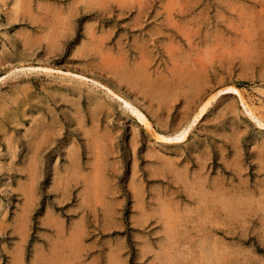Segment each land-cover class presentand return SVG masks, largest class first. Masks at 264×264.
<instances>
[{
  "label": "rangeland",
  "instance_id": "rangeland-1",
  "mask_svg": "<svg viewBox=\"0 0 264 264\" xmlns=\"http://www.w3.org/2000/svg\"><path fill=\"white\" fill-rule=\"evenodd\" d=\"M0 107V264H264V0H0Z\"/></svg>",
  "mask_w": 264,
  "mask_h": 264
},
{
  "label": "bare ground",
  "instance_id": "bare-ground-1",
  "mask_svg": "<svg viewBox=\"0 0 264 264\" xmlns=\"http://www.w3.org/2000/svg\"><path fill=\"white\" fill-rule=\"evenodd\" d=\"M32 1V0H31ZM84 1V0H83ZM118 1V0H117ZM129 1V0H128ZM132 1V0H131ZM174 0H172V2H173ZM72 2V1H71ZM111 2H112V0H111ZM125 2V1H124ZM33 3V2H32ZM136 3V2H135ZM24 4H25V2H24ZM49 4V3H48ZM75 4V3H74ZM83 4H85L84 2H83ZM78 5H80L79 3H78ZM82 5V4H81ZM89 5V4H88ZM123 5V4H122ZM139 5V4H138ZM145 5V4H144ZM172 5H174L173 7H175V3H173ZM23 6V5H22ZM97 6V5H96ZM101 6V5H100ZM113 6H114V4H113ZM171 6V5H170ZM169 6V7H170ZM27 7V6H26ZM34 7V6H33ZM71 7V6H70ZM123 7V6H122ZM121 7V8H122ZM166 7V6H165ZM15 8V7H14ZM32 8V7H31ZM61 8V7H60ZM65 8V7H64ZM80 8V7H79ZM130 8V7H129ZM167 8L168 7H166V8H164V9H166L167 10ZM17 9V8H16ZM34 9V8H33ZM89 9V8H88ZM99 9V8H98ZM170 9V8H169ZM168 9V10H169ZM175 9V8H174ZM181 9V8H180ZM18 10V9H17ZM20 10H22L21 8H20ZM25 10V9H24ZM69 10V9H68ZM86 10V9H85ZM141 10V9H140ZM171 10V9H170ZM13 11V10H12ZM36 11V10H35ZM59 11V10H58ZM101 11V10H100ZM24 12V11H23ZM103 12V11H102ZM110 12V11H109ZM168 12V11H167ZM16 13V12H15ZM18 13V12H17ZM71 13V12H70ZM48 14V13H47ZM46 14V15H47ZM54 14V13H53ZM58 14V13H57ZM75 14V13H74ZM104 14V13H103ZM181 14V13H180ZM179 14V15H180ZM15 15V14H14ZM13 15V16H14ZM26 15V13L24 14V16ZM44 15V14H43ZM49 15V14H48ZM63 15H65V14H63ZM84 15V14H83ZM182 15V14H181ZM11 16V15H10ZM54 16V15H53ZM62 16V15H61ZM120 16V15H119ZM146 16H148V15H146ZM57 17V16H56ZM170 17V16H169ZM173 17V16H172ZM33 18V17H32ZM51 18V17H50ZM24 19V18H23ZM31 19V18H30ZM177 19V18H176ZM143 20V19H142ZM30 21H32V20H30ZM67 21V20H66ZM65 21V22H66ZM68 21H70V19L68 20ZM57 22V21H56ZM64 22V21H63ZM62 22V23H63ZM158 22V21H157ZM38 23V22H37ZM55 23V22H54ZM61 23V24H62ZM70 23V22H69ZM35 25V24H34ZM60 25V24H59ZM62 25H64V24H62ZM42 26V25H41ZM45 26V25H44ZM57 26V25H56ZM163 26V25H162ZM62 27V26H61ZM135 28V27H134ZM57 29H59V28H57ZM56 29V30H57ZM47 30V29H46ZM65 32H66V30H65ZM32 34V33H31ZM93 34V33H92ZM44 35V34H43ZM47 35V34H46ZM56 35V34H55ZM156 36V35H155ZM44 38V37H43ZM60 38V37H59ZM61 39V38H60ZM66 39V38H65ZM93 39H95V38H93ZM187 40H188V38H187ZM23 42V41H22ZM98 42V41H97ZM191 42H192V40H191ZM31 42H29V44H30ZM33 43V42H32ZM236 43V42H235ZM36 44V43H35ZM219 45V44H218ZM182 46H184V45H182ZM43 47V46H42ZM187 47V46H186ZM46 48V47H45ZM196 48V47H195ZM237 48V47H236ZM97 49V48H96ZM187 49V48H186ZM193 49V48H192ZM56 52V51H55ZM100 52V51H99ZM87 55V54H86ZM187 55V54H186ZM204 55V54H203ZM212 55V54H211ZM246 55V54H245ZM48 56V55H47ZM50 56V55H49ZM99 56H100V54H99ZM222 56V55H221ZM107 57V56H106ZM213 57V56H212ZM227 57V56H226ZM246 57V56H245ZM252 57V56H251ZM46 58V57H45ZM82 58V57H81ZM102 59H104V58H102ZM232 59V58H231ZM108 59H106V61H107ZM128 60V59H127ZM227 60V59H226ZM209 61V60H208ZM248 62V61H247ZM246 62V63H247ZM109 63V62H108ZM214 63H215V61H214ZM103 64H105V62L103 63ZM223 64V63H222ZM151 65V64H150ZM194 65V64H193ZM120 66H121V64H120ZM149 66V65H148ZM192 66V65H191ZM42 67V66H41ZM152 68V67H151ZM172 68V67H171ZM223 68V67H222ZM48 69V68H47ZM116 69V68H115ZM244 69V68H243ZM248 69V68H247ZM156 70V69H155ZM207 70H208V68H207ZM224 72V71H223ZM128 73V72H127ZM241 73H242V71H241ZM245 73V72H244ZM209 74V73H208ZM201 75V74H200ZM210 76V75H209ZM171 77V76H170ZM28 78V77H27ZM213 78V77H212ZM146 79V78H145ZM217 79H218V77H217ZM224 80H226V79H224ZM225 82V81H224ZM218 83V82H217ZM152 84V83H151ZM159 84H161V83H159ZM212 84V83H211ZM210 84V85H211ZM160 86V85H159ZM223 86V85H222ZM203 87V86H202ZM205 87V86H204ZM221 88V87H220ZM219 88V90H217L216 92L214 91V93L211 95V96H209L207 99H205L204 100V102H201V105H199L200 107H199V109L196 111V113L194 114V116L192 117V119H190V121L191 122H189L182 130H180V131H177L176 132V134L174 135V137L175 138H177V139H183V138H185L186 137V133H187V131H188V127L189 126H191L192 124H194L195 122H197L199 119H201V117H203L204 116V113L206 112V110L208 109V106L211 104V102L214 100V99H216V97H218V95L219 94H221V93H223V92H231V93H237V94H239L240 95V91H239V89L237 88V87H235V86H232V84H230L229 86H226V87H224V88H221L220 89ZM133 90V89H132ZM136 91V90H135ZM155 91V90H154ZM161 91V90H160ZM146 92V91H145ZM154 93V92H153ZM182 94V93H181ZM242 94V93H241ZM184 96V95H183ZM243 96V95H242ZM179 97V96H178ZM14 99V98H13ZM12 99V100H13ZM145 99V98H144ZM174 99H175V97H174ZM11 100V99H10ZM242 100H245L244 98L242 99ZM173 101V100H172ZM90 102V101H89ZM171 103V102H170ZM197 103V102H196ZM245 103V102H244ZM247 103V102H246ZM3 104H6V103H3ZM10 104V103H9ZM193 104V103H192ZM213 104V103H212ZM6 105H8V104H6ZM56 105V104H55ZM149 105V104H148ZM158 106V105H157ZM248 106V105H247ZM0 109H1V107H0ZM47 109V108H46ZM137 111H138V118L141 120V121H143L144 123H145V125L147 126V125H150V122H149V119H148V117L143 113V112H141V110H138V108L136 109ZM157 110V109H156ZM159 110V109H158ZM255 112V111H254ZM77 114V113H76ZM79 115V114H78ZM101 116V115H100ZM112 116V115H111ZM184 120H185V118H184ZM80 121V120H79ZM86 122V121H85ZM38 124V123H37ZM21 127V126H20ZM23 127V126H22ZM93 129V128H92ZM95 129V128H94ZM181 129V128H180ZM53 131V130H52ZM95 131V130H94ZM111 131V130H110ZM50 132V131H49ZM61 132H62V130H61ZM17 134V133H16ZM12 135H14V134H12ZM58 136V135H57ZM100 136H101V134H100ZM29 137V136H28ZM21 138V137H20ZM48 138V137H47ZM114 138H112V140H113ZM19 140V139H18ZM74 140V139H73ZM111 140V141H112ZM47 141V140H46ZM114 141V140H113ZM16 142V141H15ZM18 142V141H17ZM16 142V143H17ZM15 144V143H14ZM17 145H19V144H17ZM112 146H113V144H112ZM45 147V146H44ZM51 147V146H50ZM79 147V146H78ZM12 148V147H11ZM29 148V147H28ZM38 148H39V146H38ZM240 148V147H239ZM79 149V151H80V148H78ZM87 150V149H86ZM240 152H241V150H239ZM20 153V152H19ZM31 153V152H30ZM40 153V152H39ZM29 154V153H28ZM15 155V154H14ZM31 155H32V153H31ZM100 155V154H99ZM41 156V155H40ZM105 158V157H104ZM16 159V158H15ZM238 159V158H237ZM103 161V160H102ZM44 162V161H43ZM208 162V161H207ZM172 163V162H171ZM16 164V163H15ZM238 164V163H237ZM205 165V164H204ZM76 166V165H75ZM205 168V167H204ZM79 170V169H78ZM166 171V170H165ZM202 171V170H201ZM200 171V172H201ZM75 174V173H74ZM74 174H73V176H74ZM187 174V173H186ZM242 174H243V172H242ZM178 175V174H177ZM238 176V175H237ZM227 177V176H226ZM246 179V178H245ZM199 180V179H198ZM201 180V179H200ZM239 181V180H238ZM244 181V180H243ZM203 182V181H202ZM212 182H214V181H212ZM240 182V181H239ZM264 183V182H263ZM200 184V183H199ZM203 184V183H202ZM233 184V183H232ZM249 184V183H248ZM262 185V184H261ZM209 186V185H208ZM241 186V185H240ZM252 186V185H251ZM255 186V185H254ZM260 186V185H259ZM201 187V186H200ZM235 187V186H234ZM242 187V186H241ZM205 188V187H204ZM203 188V189H204ZM219 188V187H218ZM217 188V189H218ZM247 188V187H246ZM93 189V188H92ZM210 189V188H209ZM216 189V188H215ZM251 189V188H250ZM259 189H260V187H259ZM258 189V190H259ZM211 190V189H210ZM221 190V189H220ZM219 190V191H220ZM233 190H235V189H233ZM253 191V190H252ZM255 191V190H254ZM261 191V190H260ZM259 191V192H260ZM212 192V191H211ZM215 192H218V191H215ZM224 192V191H223ZM198 193V192H197ZM206 193V192H205ZM214 193V192H213ZM234 193V192H233ZM240 193H242V190H241V192ZM253 193H255V192H253ZM201 194V193H200ZM211 194V193H210ZM216 194V193H215ZM220 194V193H219ZM219 194H217V195H219ZM225 193H223V195H224ZM244 194V193H243ZM242 194V195H243ZM246 194H248V193H246ZM194 195V194H193ZM199 195V194H198ZM253 195V194H252ZM222 196V195H221ZM225 196V195H224ZM241 196V195H240ZM212 197H213V194H212ZM239 197V196H238ZM218 198V197H217ZM217 198H216V200H217ZM222 198V197H221ZM211 200H213V199H211ZM210 200V201H211ZM224 200H226V199H224ZM240 201H241V199H239ZM244 200V199H243ZM250 200V199H249ZM218 201V200H217ZM216 201V202H217ZM222 201V200H221ZM225 202V201H224ZM228 202V201H227ZM230 202H232V201H230ZM244 202V201H243ZM248 202V201H247ZM252 202H253V200H252ZM259 202V201H258ZM211 203V202H210ZM212 203H214V202H212ZM226 203V202H225ZM220 204V203H219ZM218 204V205H219ZM227 204V203H226ZM230 204V203H229ZM234 204V203H233ZM241 204V203H240ZM205 205V204H204ZM225 205V204H224ZM235 205V204H234ZM248 205V204H247ZM246 205V203H245V206H247ZM252 205V204H251ZM250 205V206H251ZM236 206V205H235ZM235 206H233V207H235ZM240 206V205H239ZM242 206V205H241ZM203 207V206H202ZM232 207V205H230V209L231 208H233ZM213 208V207H212ZM220 208V207H219ZM223 208V207H222ZM238 209V208H237ZM249 209V208H248ZM217 210V209H216ZM223 210V209H222ZM233 210H234V208H233ZM250 210V209H249ZM248 210V211H249ZM210 211V210H209ZM212 211V210H211ZM224 212H225V210H223ZM220 212H222V211H220ZM230 212H231V210H230ZM236 212H237V210H236ZM206 213H208V212H206ZM233 213V212H232ZM231 213V214H232ZM244 213V212H243ZM243 213L241 214V215H243ZM252 213V212H251ZM216 214H217V212H216ZM225 215V214H224ZM240 215V214H239ZM248 215V214H247ZM246 215V216H247ZM211 216V215H210ZM213 216V215H212ZM220 216V215H219ZM232 216V215H231ZM235 216V215H234ZM233 216V217H234ZM216 217V216H215ZM236 217H238V216H236ZM240 217V216H239ZM243 217V216H242ZM209 218V217H208ZM228 218V217H227ZM231 218V217H230ZM63 259V258H62ZM60 260V259H59ZM66 261V260H65ZM17 262V261H16ZM19 262V261H18ZM17 262V263H18ZM19 264V263H18ZM62 264V263H61ZM65 264V263H64Z\"/></svg>",
  "mask_w": 264,
  "mask_h": 264
}]
</instances>
